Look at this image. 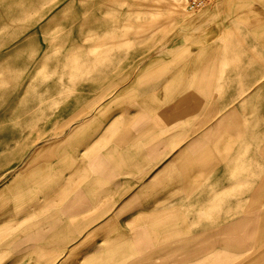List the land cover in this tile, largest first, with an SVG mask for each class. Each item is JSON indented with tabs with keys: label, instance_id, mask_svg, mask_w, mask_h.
<instances>
[{
	"label": "crops",
	"instance_id": "crops-1",
	"mask_svg": "<svg viewBox=\"0 0 264 264\" xmlns=\"http://www.w3.org/2000/svg\"><path fill=\"white\" fill-rule=\"evenodd\" d=\"M202 11L183 30L181 48L171 50V67L150 68L148 78L103 101L61 146L44 147L42 160L20 162L0 179V264H221L213 252L221 247L243 251V264L264 257V247L247 240L174 246V232H183L174 230V219L184 218V196L210 171L198 174L193 152L234 119L225 114L184 146L188 107L208 105L203 96L184 98L186 90L221 89L205 84L210 74L228 75V90H264V0H219ZM212 104L239 103L225 97ZM228 128L239 132L236 124ZM191 197L221 201L219 193Z\"/></svg>",
	"mask_w": 264,
	"mask_h": 264
},
{
	"label": "rangeland",
	"instance_id": "rangeland-1",
	"mask_svg": "<svg viewBox=\"0 0 264 264\" xmlns=\"http://www.w3.org/2000/svg\"><path fill=\"white\" fill-rule=\"evenodd\" d=\"M196 14L187 12L185 2L183 15L176 14L169 0H0V179L20 162L42 160L44 147L61 146L103 101L148 78L150 68L171 67L169 56L181 48ZM227 77L210 74L205 84L221 89H190L184 96L191 102L203 96L208 103L188 107L184 146L202 139L191 135H202L229 112L234 122L193 152L198 174L210 171L186 197L219 193L221 201L184 196V218L174 219V230L183 232H174V246L204 239L264 247V90L225 89ZM225 97L239 104H212ZM235 124L238 134L227 132ZM213 157L220 161L212 163ZM188 158L186 153L184 168ZM221 248L211 250L221 264L244 263L243 251Z\"/></svg>",
	"mask_w": 264,
	"mask_h": 264
},
{
	"label": "built area",
	"instance_id": "built-area-1",
	"mask_svg": "<svg viewBox=\"0 0 264 264\" xmlns=\"http://www.w3.org/2000/svg\"><path fill=\"white\" fill-rule=\"evenodd\" d=\"M216 1L219 0H185L186 10L189 13H196L202 9L211 6Z\"/></svg>",
	"mask_w": 264,
	"mask_h": 264
},
{
	"label": "bare ground",
	"instance_id": "bare-ground-1",
	"mask_svg": "<svg viewBox=\"0 0 264 264\" xmlns=\"http://www.w3.org/2000/svg\"><path fill=\"white\" fill-rule=\"evenodd\" d=\"M184 2H185V0H169V4H170V6L173 8V10H174V12L176 13V14H178V15H183V13H184ZM156 10V9H155ZM156 13V11L154 12V15H156L155 14ZM158 14V13H157ZM185 14H186V12H185ZM152 15V14H151ZM176 76V75H175ZM179 83V82H178ZM177 83V84H178ZM183 86V85H182ZM177 87V86H176ZM175 87V88H176ZM176 90V89H175ZM180 90V89H179ZM172 92H174V91H172ZM171 92V93H172ZM177 92V91H176ZM172 95V94H171ZM171 99V98H170Z\"/></svg>",
	"mask_w": 264,
	"mask_h": 264
}]
</instances>
